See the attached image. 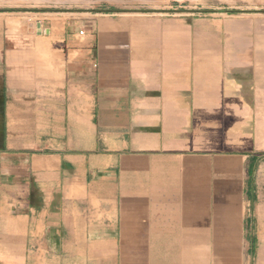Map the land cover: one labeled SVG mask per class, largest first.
<instances>
[{
    "label": "crops",
    "instance_id": "0c3cea01",
    "mask_svg": "<svg viewBox=\"0 0 264 264\" xmlns=\"http://www.w3.org/2000/svg\"><path fill=\"white\" fill-rule=\"evenodd\" d=\"M249 1L225 27L107 10L40 53L0 27V264H264Z\"/></svg>",
    "mask_w": 264,
    "mask_h": 264
},
{
    "label": "rangeland",
    "instance_id": "374dc122",
    "mask_svg": "<svg viewBox=\"0 0 264 264\" xmlns=\"http://www.w3.org/2000/svg\"><path fill=\"white\" fill-rule=\"evenodd\" d=\"M249 0H0V27L15 37L17 47L31 39L33 53L45 48L41 37H50L56 26L77 23L79 39L93 35L84 28L87 17L104 18L111 10L115 17L137 16L158 18L164 21H206L226 26L243 14H231L222 9L251 6ZM257 3L253 0V3ZM251 3V2H250ZM255 6V4H254ZM113 10V11H112ZM203 10H222L203 12ZM95 15V16H94ZM3 27V28H2ZM54 27V28H53ZM62 29V28H61ZM63 31V29H62ZM84 32V34H81Z\"/></svg>",
    "mask_w": 264,
    "mask_h": 264
},
{
    "label": "built area",
    "instance_id": "2783aa9c",
    "mask_svg": "<svg viewBox=\"0 0 264 264\" xmlns=\"http://www.w3.org/2000/svg\"><path fill=\"white\" fill-rule=\"evenodd\" d=\"M81 34H84V32H81Z\"/></svg>",
    "mask_w": 264,
    "mask_h": 264
}]
</instances>
